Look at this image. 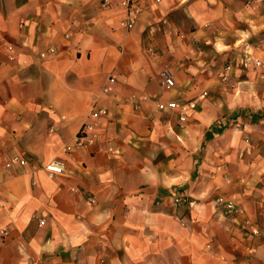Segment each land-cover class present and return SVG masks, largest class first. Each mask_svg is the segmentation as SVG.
<instances>
[{
    "label": "crops",
    "instance_id": "obj_1",
    "mask_svg": "<svg viewBox=\"0 0 264 264\" xmlns=\"http://www.w3.org/2000/svg\"><path fill=\"white\" fill-rule=\"evenodd\" d=\"M124 1L0 0V264H264V0Z\"/></svg>",
    "mask_w": 264,
    "mask_h": 264
},
{
    "label": "built area",
    "instance_id": "obj_2",
    "mask_svg": "<svg viewBox=\"0 0 264 264\" xmlns=\"http://www.w3.org/2000/svg\"><path fill=\"white\" fill-rule=\"evenodd\" d=\"M123 6L127 9V15L125 19L123 20V27L127 30H130L134 27L136 20L141 12V8L138 5V2L133 1V0H125L123 2ZM259 63V62H258ZM164 76L166 78V83L169 86H172L174 84V79L169 71L164 72ZM102 110H98L96 106L93 107L92 112L95 114H98ZM29 160L27 158L23 157H12L8 161V166L13 167V166H20V165H26L28 164ZM44 168L49 171L52 174H58V173H63L65 170V165L64 163L60 161H50L44 165ZM186 200L185 196L183 195H178L175 197V202L176 203H181ZM223 206L227 213L229 214H234L236 211H238V206L233 200H226L223 203ZM244 226L249 230V232L252 235H259L262 233L263 229L260 227V225L255 224L251 222L249 219L245 220Z\"/></svg>",
    "mask_w": 264,
    "mask_h": 264
},
{
    "label": "rangeland",
    "instance_id": "obj_3",
    "mask_svg": "<svg viewBox=\"0 0 264 264\" xmlns=\"http://www.w3.org/2000/svg\"><path fill=\"white\" fill-rule=\"evenodd\" d=\"M255 62L257 64V66H259V67H263L264 66V60L263 59H257ZM256 111H260V113H263V115H264V111L261 110V109H258V108H255V109H253V108L241 109L239 115L241 114V115H244L246 118L253 117L254 119H256L255 118V115H256L255 112Z\"/></svg>",
    "mask_w": 264,
    "mask_h": 264
}]
</instances>
